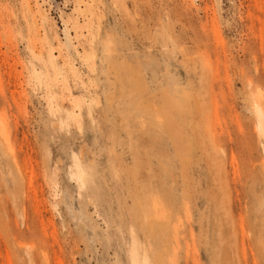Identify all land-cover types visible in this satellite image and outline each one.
I'll return each instance as SVG.
<instances>
[{
	"label": "rangeland",
	"instance_id": "1",
	"mask_svg": "<svg viewBox=\"0 0 264 264\" xmlns=\"http://www.w3.org/2000/svg\"><path fill=\"white\" fill-rule=\"evenodd\" d=\"M255 97L264 0H0V264H264Z\"/></svg>",
	"mask_w": 264,
	"mask_h": 264
},
{
	"label": "bare ground",
	"instance_id": "2",
	"mask_svg": "<svg viewBox=\"0 0 264 264\" xmlns=\"http://www.w3.org/2000/svg\"><path fill=\"white\" fill-rule=\"evenodd\" d=\"M180 89L182 88V85L179 87ZM176 89H178L177 87H176ZM172 101V104H176V102H175V100H174V98L171 100ZM184 103L182 102V105H183ZM177 113H178V117L179 118H181V114H184L185 113V109L184 108H182V107H180L181 106V100H180V98L177 100ZM252 109H253V112H254V114H255V116H256V121H257V123H256V128H255V130L257 129V131H258V133L259 134H262V135H264L263 133H264V125H263V123H264V109H263V107H262V105H261V103H260V101L259 100H257L256 99V97L252 100ZM1 118V117H0ZM2 119V118H1ZM0 119V120H1ZM5 119V118H4ZM2 122H3V120H2ZM3 125V124H2ZM1 127L2 126H0V135H1V132H2V130H1ZM4 129V128H3ZM5 130V129H4ZM7 131V130H6ZM5 131V132H6ZM5 135H6V133H4ZM2 135H3V132H2ZM5 135H3V136H5ZM5 137H7V136H5ZM5 141H6V139H5ZM10 144V143H9ZM11 148V147H10ZM15 161V160H14ZM18 164V163H17ZM18 167V166H17ZM21 167V166H20ZM21 169V168H20ZM29 179V178H28Z\"/></svg>",
	"mask_w": 264,
	"mask_h": 264
}]
</instances>
